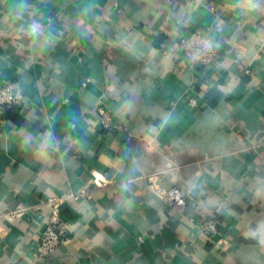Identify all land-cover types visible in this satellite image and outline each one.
Returning a JSON list of instances; mask_svg holds the SVG:
<instances>
[{
    "label": "crops",
    "instance_id": "0c3cea01",
    "mask_svg": "<svg viewBox=\"0 0 264 264\" xmlns=\"http://www.w3.org/2000/svg\"><path fill=\"white\" fill-rule=\"evenodd\" d=\"M28 18L47 33L25 35ZM206 26L224 55L192 109L178 38ZM15 80L25 100L0 107V214L93 173L132 182L64 202L67 237L47 258L34 245L49 209L0 217V264H264V0H0V85ZM99 105L122 130H100ZM167 167L159 183L180 189L183 213L148 189Z\"/></svg>",
    "mask_w": 264,
    "mask_h": 264
},
{
    "label": "built area",
    "instance_id": "2783aa9c",
    "mask_svg": "<svg viewBox=\"0 0 264 264\" xmlns=\"http://www.w3.org/2000/svg\"><path fill=\"white\" fill-rule=\"evenodd\" d=\"M49 28L50 23L46 21L28 18L24 21L22 32L25 35L40 36L45 35ZM219 41L220 39L217 32L208 26L192 30L178 38V48L182 56V64L186 66L188 70L196 74L192 93L187 99V105L192 109L199 108L204 102L202 97L198 95V92L195 91L198 80L209 75L212 69L220 66L222 63V56L224 54L221 41ZM246 73H250L249 69L246 70ZM91 81V77H85L81 81L82 87H86ZM24 100V88L20 81H9L0 85L1 108L20 107L23 105ZM64 101L67 102L68 100ZM97 112L99 117L98 125L101 131H119L123 129L122 123L117 121L106 106L99 105ZM170 170H172V168L167 167L163 170L145 175L144 177L150 191L164 200L175 212L183 213L187 202L182 197L180 189L176 186L167 188L159 183L163 175ZM126 182H132V180L120 183L110 177L93 173L91 184L87 188L67 192L59 196L46 197L35 203H20L14 210L0 214V217L31 218V216H35V213L46 208L49 209L50 213L46 226L41 231L39 239L34 245L35 253L38 258H47L55 254L67 237V225L60 216V207L64 202L90 198L92 193L96 190L119 186V183L125 184ZM218 226V222L213 219H203L198 225L209 237L217 232Z\"/></svg>",
    "mask_w": 264,
    "mask_h": 264
},
{
    "label": "trees",
    "instance_id": "16d2710c",
    "mask_svg": "<svg viewBox=\"0 0 264 264\" xmlns=\"http://www.w3.org/2000/svg\"><path fill=\"white\" fill-rule=\"evenodd\" d=\"M223 98V94L219 90H210L205 94V99L210 107L217 105Z\"/></svg>",
    "mask_w": 264,
    "mask_h": 264
}]
</instances>
